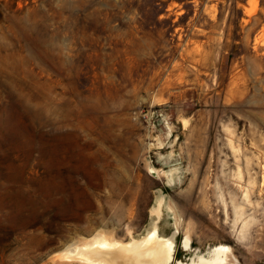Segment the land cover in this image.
Listing matches in <instances>:
<instances>
[{"label":"rangeland","instance_id":"374dc122","mask_svg":"<svg viewBox=\"0 0 264 264\" xmlns=\"http://www.w3.org/2000/svg\"><path fill=\"white\" fill-rule=\"evenodd\" d=\"M161 191L177 258L264 264V0H0V264H87Z\"/></svg>","mask_w":264,"mask_h":264},{"label":"bare ground","instance_id":"6f19581e","mask_svg":"<svg viewBox=\"0 0 264 264\" xmlns=\"http://www.w3.org/2000/svg\"><path fill=\"white\" fill-rule=\"evenodd\" d=\"M149 165L151 172L157 176L162 174L161 169ZM80 170L89 176L94 174V169L88 164H83ZM149 214V221L143 231L137 235L130 232L127 240L116 238L111 231L99 230L91 236L67 242L59 257L87 264H170L177 258L175 253L180 225L176 209L167 193L161 191L156 195ZM168 215L175 220L172 222ZM166 225L171 226L168 233L165 232ZM181 245L184 249H192L189 231L184 233ZM230 252L231 246L223 242L211 245L207 251L195 247L188 259L177 258L176 264H232Z\"/></svg>","mask_w":264,"mask_h":264}]
</instances>
